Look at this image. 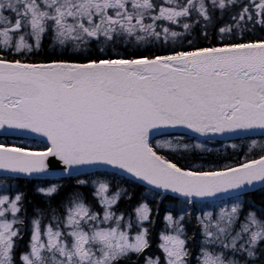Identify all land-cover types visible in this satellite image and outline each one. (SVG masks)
I'll return each mask as SVG.
<instances>
[{
    "label": "snow or ice",
    "instance_id": "obj_1",
    "mask_svg": "<svg viewBox=\"0 0 264 264\" xmlns=\"http://www.w3.org/2000/svg\"><path fill=\"white\" fill-rule=\"evenodd\" d=\"M252 133L264 0H0V135L46 144L0 142V264H264V208L247 199L264 192V143L234 163L207 147ZM51 159L75 180L58 206L65 184L39 181ZM114 177L143 189L131 213ZM34 178L45 207L29 215L10 193ZM165 200L161 255H148Z\"/></svg>",
    "mask_w": 264,
    "mask_h": 264
},
{
    "label": "trees",
    "instance_id": "obj_2",
    "mask_svg": "<svg viewBox=\"0 0 264 264\" xmlns=\"http://www.w3.org/2000/svg\"><path fill=\"white\" fill-rule=\"evenodd\" d=\"M246 2V0H244ZM232 14H235L233 12ZM224 20H229L230 16L229 14H225L223 17ZM177 31H180L181 29L177 28ZM257 35H260L259 31L256 33ZM200 43H207L206 41H199ZM181 132H174V135H179ZM165 137L158 136L157 139H164ZM195 141H204V138L202 137H195ZM255 140L257 144L264 143V135H256V136H243L238 138H229V139H215L214 141L207 143V147L211 148L213 156L210 157V159H220L225 163H234L237 160L243 159V153L247 150V146L251 144V142ZM0 142H6L8 144H15V145H23L25 147L31 148V149H44L46 147V144L42 142L41 139H37L34 137H28L24 135H15V136H2L0 135ZM235 144L237 145L236 149H233L231 146ZM255 154H258L255 153ZM171 159L174 160V162H177L181 165H184L188 163L191 159H196L195 156H184L182 159H177L175 156H171ZM103 171V169H101ZM111 171V170H108ZM81 179L87 178L86 174L80 175ZM130 178H124L121 179L119 177L112 178L113 183V190L118 185H123L128 189L130 193L133 194V199L130 202H126L124 200H121L118 207L117 212L120 211H126L127 213H131L133 207L141 200V192L143 191L142 188L138 187L135 184L128 183V180ZM39 181H45V182H51V183H64L65 187L62 189L59 196L55 197L52 201L53 206H58L59 201L64 198V196L67 195V193L75 190V180L68 179L65 176H59V177H42L39 178ZM37 179H33L32 182H29L27 179H20L15 184L14 190L10 194H14L15 191H22L26 193L25 197V207L28 210V214H32V210L34 207L40 206L45 207L44 200L42 197L38 196L36 194V185L39 182ZM85 193V195H88L90 189H81ZM91 199V197H89ZM247 199H249L253 204H255L258 208H264V192H256L253 195L249 196ZM151 202V201H150ZM153 207L155 208V204H153ZM171 207V204L168 200H165L163 204L160 206V212L159 215L155 217L156 223L152 230L151 234V240H152V247L148 250V255H161L160 251L157 249L156 244L158 243V233L161 232L164 228V220L163 216L165 214V208ZM45 222H47V218H45ZM192 226L189 225V232L191 234ZM29 239V235L27 230L24 233L23 240L20 241L21 245V251H23L24 247L27 244V241Z\"/></svg>",
    "mask_w": 264,
    "mask_h": 264
},
{
    "label": "water",
    "instance_id": "obj_3",
    "mask_svg": "<svg viewBox=\"0 0 264 264\" xmlns=\"http://www.w3.org/2000/svg\"><path fill=\"white\" fill-rule=\"evenodd\" d=\"M182 131L183 130H175V132H182ZM18 135H20V134H18ZM256 135H260V134H258V133H252V134H247V135H244V134H240V135H226V136H223V137H217L216 139H229V138H238V137H243V136H256ZM24 136L34 137V138H37V139H41V138L36 137V136H34L32 134H27V135H24ZM33 150H43V149H33ZM57 165H58V162L55 161L54 159H51L50 166L52 168L53 175H50L48 177L64 176L62 174V172L60 171V168L57 167Z\"/></svg>",
    "mask_w": 264,
    "mask_h": 264
}]
</instances>
